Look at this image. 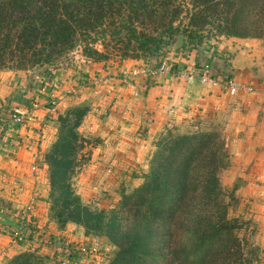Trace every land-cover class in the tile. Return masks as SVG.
<instances>
[{
	"label": "rangeland",
	"instance_id": "rangeland-1",
	"mask_svg": "<svg viewBox=\"0 0 264 264\" xmlns=\"http://www.w3.org/2000/svg\"><path fill=\"white\" fill-rule=\"evenodd\" d=\"M117 1L120 4L114 7L113 0H96L92 15L82 8V25L73 33L74 44L64 46L50 36V27L45 22L38 24L33 18L38 9L34 1L0 0V69L34 75L66 66L81 75L82 83H87V69L95 63L100 64L105 75L113 77L120 74L117 68L128 60L129 75L135 68L154 70L153 64L161 59L174 67L178 53L184 56L197 45L221 35L264 38L259 32L264 30V24L260 26L263 19L260 21L258 8L239 0L233 4L227 0H170L167 5L165 0H158L160 6L153 5L156 13L150 18L143 17L147 0ZM168 20L173 24L170 30ZM129 76L128 84L136 75ZM118 82L116 78L113 83ZM261 92L256 89L253 93L229 94L206 111L201 109L177 122L169 121L155 135L150 134V145L128 144V151L118 150L105 156L104 152L99 153L105 150L100 132L80 133L77 128L87 107L69 110L59 119L57 141L45 160L47 211L57 232L48 231L33 251L20 252L6 264H63L64 260L67 264H113L119 248L110 232L89 227L91 216L109 215L121 205L125 195L134 194L145 182H153L158 163L174 157L175 164L183 168L189 156L193 158L194 173L204 168L202 163L206 160L223 165L218 171L219 199L212 203L215 207L226 206L227 218L234 229L230 235L218 234L217 246L226 241L230 244L235 235L253 252L250 264H264V94ZM147 132V129L140 131L145 139ZM174 145L178 147L173 156ZM95 150L99 154L94 158ZM107 157L114 159L113 169L106 164L111 162ZM169 179H163L154 196L156 205L163 198L170 209L174 202L176 205L173 199L179 188ZM151 193L147 194L145 210L152 203ZM184 204L191 203L185 200L180 206ZM31 211L37 220L33 208ZM182 216V212L177 215L179 222ZM106 223V219L102 220L98 227ZM178 235L179 242L184 241L181 228ZM38 243L45 244V249ZM157 252L162 255L159 249ZM203 252L201 249L197 258Z\"/></svg>",
	"mask_w": 264,
	"mask_h": 264
},
{
	"label": "crops",
	"instance_id": "crops-1",
	"mask_svg": "<svg viewBox=\"0 0 264 264\" xmlns=\"http://www.w3.org/2000/svg\"><path fill=\"white\" fill-rule=\"evenodd\" d=\"M162 61L153 64L156 73L148 67L147 73L122 85L113 83L116 76L105 75L99 63L87 69V83H82L81 75L66 66L34 75L0 69V115L9 118L18 103L30 107L36 103L34 121L27 127L11 124L0 146V264L26 251L24 245L13 242L10 233L30 202L40 230L57 232L47 211L45 160L57 141L59 119L69 110L87 107L79 132L99 131L105 146L99 153L104 152L105 156L118 150L128 151V144L150 145V134L155 135L169 121L177 122L201 109L206 111L224 100L230 93L223 86V77L253 84L260 91L264 87V38L221 35L197 45L184 56L178 53L174 67L166 61L162 70ZM117 70H128V60ZM205 72L216 80L203 81L201 75ZM95 75L102 76L98 77L99 83L94 81ZM52 85L57 94L55 105L49 103L48 97ZM142 129L148 130L146 139L140 133ZM99 153L95 150L94 158ZM107 158L111 162L106 164L113 169L114 159ZM39 244L45 249V244Z\"/></svg>",
	"mask_w": 264,
	"mask_h": 264
},
{
	"label": "trees",
	"instance_id": "trees-1",
	"mask_svg": "<svg viewBox=\"0 0 264 264\" xmlns=\"http://www.w3.org/2000/svg\"><path fill=\"white\" fill-rule=\"evenodd\" d=\"M23 1L35 2L38 9L35 10L33 18H36L38 24L45 22L44 24L50 27V36L54 37L58 44L64 46L74 44L73 33L82 25L80 10L84 8L87 13L92 15V8L96 3V0ZM227 1L233 4L237 0ZM239 1L258 8L260 21L263 19V23H260L262 26L264 24V0ZM113 2L114 7L120 4L117 0H113ZM147 2L148 5L144 6L146 13L143 17L150 18L152 13H156V10H153V5L160 6V4L158 0H147ZM81 3H84L83 7ZM167 3L169 4L170 0L164 1V4L167 5ZM168 22V30H170L173 24L171 20ZM259 32L264 35L263 29H260ZM177 147V145L172 147L173 156ZM188 159L183 168L175 164L174 157L164 163H158L156 167L158 174L155 175L153 182H145L137 188L134 194L125 195L121 205L117 209L111 210L109 215L95 214L91 216L89 227L96 230L102 228L110 232L113 242L119 248L113 264H138L141 261H148L147 264H250L254 259L253 252L246 249L242 241L240 242L235 235L230 244L229 241H226L217 246L218 234L230 235L234 229L227 218L226 206L215 207L212 203L219 199L218 171L223 165H219L218 162L213 164L212 160H206L202 163L204 168L200 172L194 173V167H191L193 158L189 156ZM166 177L170 178L173 186L179 188L177 197L173 199L176 201V205L174 202L170 209L167 207L166 201H162L163 198L156 205L154 196ZM149 191H152L150 196L154 197L149 209L145 210L143 206L149 201L147 195ZM185 200L190 201L191 204H184L185 207H183L184 205L180 206L181 202L183 203ZM180 212L183 216L182 221L179 222L177 215ZM105 219L107 223L98 227ZM179 228L182 229L184 238V241L181 239V242H179ZM235 242H237L236 245ZM158 249L162 255H157ZM201 249L204 252L201 257L197 258Z\"/></svg>",
	"mask_w": 264,
	"mask_h": 264
},
{
	"label": "built area",
	"instance_id": "built-area-1",
	"mask_svg": "<svg viewBox=\"0 0 264 264\" xmlns=\"http://www.w3.org/2000/svg\"><path fill=\"white\" fill-rule=\"evenodd\" d=\"M166 67V60L162 61V63L159 65V68L162 70ZM147 69V68H146ZM146 69H138L135 68L129 75L128 70L120 71V74L116 76L117 80H119L120 83H127L128 82V76L131 77L132 75H138L140 73L146 72ZM149 70V68H148ZM152 73H156L157 69L151 70ZM201 78L203 81L208 80H216L215 78L212 79L207 72L203 73L201 75ZM95 82H100L101 79L97 77V75L94 76ZM223 86L230 94H236L239 91H246V92H252L256 90V86L253 84H245V83H238L233 79V77L227 76L223 77ZM46 87V86H45ZM44 87V89H45ZM51 90L49 91L48 97H49V103L51 105H55L57 103V94L55 86L50 87ZM264 94V87H262L261 90ZM35 108L36 103H33L32 106H28L24 103H18L11 111V117H7L4 115H0V146L2 145V139L4 133L7 131V129L10 127L11 124L15 125H23V126H29L30 123H32L35 119ZM39 129L41 127H38ZM35 157H38V153L34 154ZM32 205L31 202L29 205H26L25 208L22 209L20 215L18 216V219L16 220L17 224L15 227L11 230V238L14 243H20L25 246L26 250L33 251L36 246L37 242L44 239L47 232L40 230L37 220L30 214L32 211ZM55 238H52V240ZM79 248V247H78ZM92 250H95L94 247L91 248ZM68 261L64 260L63 264H67Z\"/></svg>",
	"mask_w": 264,
	"mask_h": 264
}]
</instances>
